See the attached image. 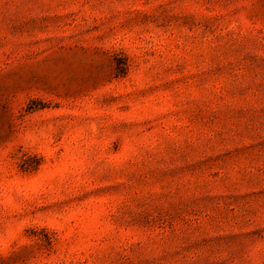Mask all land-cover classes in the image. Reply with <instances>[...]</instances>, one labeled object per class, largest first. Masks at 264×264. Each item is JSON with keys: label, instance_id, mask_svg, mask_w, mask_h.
Instances as JSON below:
<instances>
[{"label": "rangeland", "instance_id": "rangeland-1", "mask_svg": "<svg viewBox=\"0 0 264 264\" xmlns=\"http://www.w3.org/2000/svg\"><path fill=\"white\" fill-rule=\"evenodd\" d=\"M0 264H264V0H0Z\"/></svg>", "mask_w": 264, "mask_h": 264}]
</instances>
